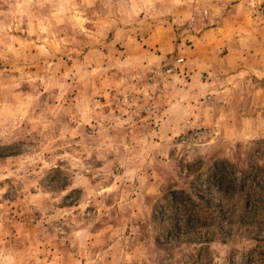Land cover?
<instances>
[{"label": "rangeland", "instance_id": "rangeland-1", "mask_svg": "<svg viewBox=\"0 0 264 264\" xmlns=\"http://www.w3.org/2000/svg\"><path fill=\"white\" fill-rule=\"evenodd\" d=\"M0 261L264 264V0H0Z\"/></svg>", "mask_w": 264, "mask_h": 264}, {"label": "clouds", "instance_id": "clouds-1", "mask_svg": "<svg viewBox=\"0 0 264 264\" xmlns=\"http://www.w3.org/2000/svg\"><path fill=\"white\" fill-rule=\"evenodd\" d=\"M186 139H187V137H185V140H186ZM177 143H183V141H178ZM181 160H184V157H181ZM195 160H196V159L187 160L186 163H193V162H195ZM64 180H65L66 182H69V183H70L71 177L68 176L67 174H65V176H64ZM71 190H72L71 187H69V188H68V191H71ZM65 194H66V193H65ZM0 264H3V262L0 261Z\"/></svg>", "mask_w": 264, "mask_h": 264}]
</instances>
